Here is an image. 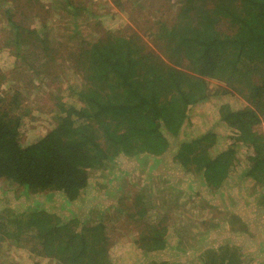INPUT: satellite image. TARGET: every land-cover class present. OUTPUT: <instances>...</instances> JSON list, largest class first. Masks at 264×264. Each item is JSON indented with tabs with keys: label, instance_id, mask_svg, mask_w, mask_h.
I'll use <instances>...</instances> for the list:
<instances>
[{
	"label": "trees",
	"instance_id": "trees-1",
	"mask_svg": "<svg viewBox=\"0 0 264 264\" xmlns=\"http://www.w3.org/2000/svg\"><path fill=\"white\" fill-rule=\"evenodd\" d=\"M133 1L132 18L161 45L158 50L130 25L83 34L81 13L88 6L80 1L63 2L74 18L67 28L73 25L72 40H78L71 51L55 47L58 41L50 38L53 29L47 25L28 27L21 13L8 12L15 59L33 60L35 74L23 89L11 87L13 96L0 99V181L27 196L61 194L76 202L95 181L91 171L122 155L164 154L169 135L194 127L190 115L198 104L229 96L243 98L245 105L233 108L223 99L217 123L198 135L186 131L191 138L181 144L177 162L216 190L241 180L264 184V135L257 130L264 116V0ZM115 3L124 10L123 0ZM66 50L80 80L68 94L76 100L54 94L48 104H40L45 87L53 90L61 82L59 70L49 74L57 66L50 64L56 61L54 51L60 57ZM209 80L219 81L217 90ZM22 92L35 93V101L25 103ZM49 115V130L26 143L28 119L35 123ZM216 127L233 131L234 141L220 146L226 136ZM242 147L248 148L245 155L239 154ZM87 221L79 228L75 218L65 221L44 209L33 208L26 217L2 210L0 243L25 239L30 243L25 250L39 258L37 264L47 258L57 264H117L107 226ZM149 228L141 239L146 250H163L172 242L165 228L162 233Z\"/></svg>",
	"mask_w": 264,
	"mask_h": 264
},
{
	"label": "rangeland",
	"instance_id": "rangeland-1",
	"mask_svg": "<svg viewBox=\"0 0 264 264\" xmlns=\"http://www.w3.org/2000/svg\"><path fill=\"white\" fill-rule=\"evenodd\" d=\"M73 1L88 6L86 12L81 13L83 34L95 35V31L101 34L100 30L103 33L105 29L116 30L128 25L144 34V29L138 28L135 18H132L135 10L133 0H123V9L127 11L116 5V0ZM63 2L0 0V99L1 96H13L11 87L23 89L25 81L35 74L30 65L33 60L24 64V61L20 63L15 59L14 29L8 23V12L21 13L28 27L47 25L53 29L50 38L58 41L55 47L58 50L69 47L71 51L78 40H72L73 25L70 30L67 28L74 18L63 7ZM150 12L153 9L147 10L151 16L153 13ZM97 22H100L101 27L97 26ZM143 38L157 50L161 47L147 34ZM88 39L91 37L88 36ZM52 46L54 48V43ZM54 54L56 61L50 64L57 66L49 69V74L59 70L61 82L58 80L53 90L45 87L46 92L41 93L43 97L40 104H48L54 94L62 95L67 102H75L76 96L69 97L68 94L74 93L70 92V86L79 84L80 80L71 71L72 63L67 50L60 57L55 51ZM42 62L45 61L42 59ZM34 81L37 84L36 79ZM209 82L217 90L219 81ZM22 93L25 103L35 101V93ZM225 98L214 97L198 104L190 115L194 127H184L177 136L169 135L170 147L164 154H143L138 157L122 155L110 166L91 171V178L95 181L93 183L92 180L87 193L76 202H68L61 194L52 197L45 194L27 196L18 187L0 181V211L22 213L26 217L33 208L44 209L65 221L75 218L79 228L88 219L92 220L91 223L102 221L107 226L106 234L111 242L110 255L117 264H264V184L249 181L246 185L241 180L236 186L216 190L205 182L201 174L186 170L176 159L183 142L190 141L194 134L206 132L219 121L218 109L223 99L233 108L245 105L241 97ZM48 118L51 115L35 123L36 119H28L24 128L26 143L33 142L49 130L53 122ZM257 130L264 135V116ZM186 131L191 133L190 137ZM216 131L226 136L220 146L226 147L234 141V133L230 129L216 127ZM241 149L239 154L245 155L248 148ZM151 225L158 227L161 233L162 228L168 232L172 242L165 249L148 251L141 246L144 244L141 239L149 233ZM13 227L10 226L9 232L14 231ZM28 246L30 243L23 238L20 241H2L0 264H12L11 260L14 264H37L39 258L30 257L25 250ZM45 261L44 264H57L52 258Z\"/></svg>",
	"mask_w": 264,
	"mask_h": 264
}]
</instances>
